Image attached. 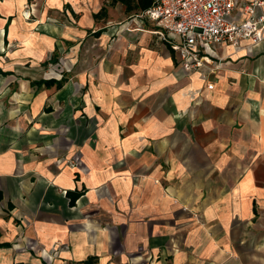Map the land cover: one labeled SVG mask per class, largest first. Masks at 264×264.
I'll return each mask as SVG.
<instances>
[{
	"label": "crops",
	"instance_id": "obj_1",
	"mask_svg": "<svg viewBox=\"0 0 264 264\" xmlns=\"http://www.w3.org/2000/svg\"><path fill=\"white\" fill-rule=\"evenodd\" d=\"M143 11L0 5V264H264V40L204 79Z\"/></svg>",
	"mask_w": 264,
	"mask_h": 264
},
{
	"label": "built area",
	"instance_id": "obj_2",
	"mask_svg": "<svg viewBox=\"0 0 264 264\" xmlns=\"http://www.w3.org/2000/svg\"><path fill=\"white\" fill-rule=\"evenodd\" d=\"M264 0L242 6L237 0H155L141 16L153 21L187 72L201 70L202 77L220 64L208 55L224 45L242 47V41L264 40ZM241 12L237 16V12ZM208 89L214 83L207 84Z\"/></svg>",
	"mask_w": 264,
	"mask_h": 264
},
{
	"label": "rangeland",
	"instance_id": "obj_3",
	"mask_svg": "<svg viewBox=\"0 0 264 264\" xmlns=\"http://www.w3.org/2000/svg\"><path fill=\"white\" fill-rule=\"evenodd\" d=\"M15 47H13V48H18L17 46H18V44L17 43H15V45H14ZM66 57V55H64V56H61V57H58V59H57V63L59 64V66H57V68H56V71L58 72V73H61V74H65V73H68V72H70V71H72V69H69L68 68V66H67V64H65L64 63V61H63V59ZM184 71H185V69H183ZM197 99V98H196ZM197 104H199V103H201V97H199V99H197L196 101H195ZM241 166V168H242V165H240ZM245 166H249V167H252L253 169H256L257 167H256V165H245ZM234 167L236 168V170H239V165L238 164H234ZM259 168V167H258ZM260 169V168H259ZM235 170V171H236ZM241 171H243V170H241ZM239 172V171H238ZM262 172H264L263 170H262ZM221 182V181H220ZM199 183H200V181H199ZM57 249H55L54 250V252L55 253H57Z\"/></svg>",
	"mask_w": 264,
	"mask_h": 264
},
{
	"label": "trees",
	"instance_id": "obj_4",
	"mask_svg": "<svg viewBox=\"0 0 264 264\" xmlns=\"http://www.w3.org/2000/svg\"><path fill=\"white\" fill-rule=\"evenodd\" d=\"M155 0H139V6L145 10L147 8H149L150 6H152V4L154 3ZM87 264L91 263V259L86 261Z\"/></svg>",
	"mask_w": 264,
	"mask_h": 264
},
{
	"label": "bare ground",
	"instance_id": "obj_5",
	"mask_svg": "<svg viewBox=\"0 0 264 264\" xmlns=\"http://www.w3.org/2000/svg\"><path fill=\"white\" fill-rule=\"evenodd\" d=\"M12 2H13V0H11V1H4V0H1V1H0V5H1L2 7H4V6H8V5H10ZM24 12H25V11H23V13H24ZM25 15H26V17H28V16H29V12L26 11ZM203 78H204V77H203ZM204 79H207V78H204ZM208 83H213V82H208ZM208 83H207V84H208Z\"/></svg>",
	"mask_w": 264,
	"mask_h": 264
}]
</instances>
